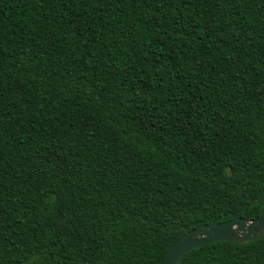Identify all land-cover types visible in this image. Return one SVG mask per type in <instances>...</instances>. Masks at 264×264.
<instances>
[{"label":"trees","instance_id":"obj_1","mask_svg":"<svg viewBox=\"0 0 264 264\" xmlns=\"http://www.w3.org/2000/svg\"><path fill=\"white\" fill-rule=\"evenodd\" d=\"M263 203L264 0H0V264H163Z\"/></svg>","mask_w":264,"mask_h":264},{"label":"water","instance_id":"obj_2","mask_svg":"<svg viewBox=\"0 0 264 264\" xmlns=\"http://www.w3.org/2000/svg\"><path fill=\"white\" fill-rule=\"evenodd\" d=\"M264 237V203L258 217L247 221L235 218L215 224L198 226L178 238L170 247L163 264H184L185 256L203 245L216 242L245 244Z\"/></svg>","mask_w":264,"mask_h":264}]
</instances>
